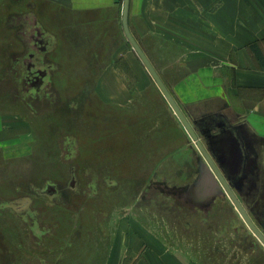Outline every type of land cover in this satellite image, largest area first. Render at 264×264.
Masks as SVG:
<instances>
[{
	"label": "rangeland",
	"instance_id": "obj_1",
	"mask_svg": "<svg viewBox=\"0 0 264 264\" xmlns=\"http://www.w3.org/2000/svg\"><path fill=\"white\" fill-rule=\"evenodd\" d=\"M56 6L0 0V264H264L141 58L81 74L55 46ZM204 133L264 233V138Z\"/></svg>",
	"mask_w": 264,
	"mask_h": 264
},
{
	"label": "crops",
	"instance_id": "obj_2",
	"mask_svg": "<svg viewBox=\"0 0 264 264\" xmlns=\"http://www.w3.org/2000/svg\"><path fill=\"white\" fill-rule=\"evenodd\" d=\"M52 2L50 31L65 61L87 63L81 74H137L123 0ZM128 20L198 134L241 123L264 138V0H130Z\"/></svg>",
	"mask_w": 264,
	"mask_h": 264
},
{
	"label": "water",
	"instance_id": "obj_3",
	"mask_svg": "<svg viewBox=\"0 0 264 264\" xmlns=\"http://www.w3.org/2000/svg\"><path fill=\"white\" fill-rule=\"evenodd\" d=\"M129 9H130V0H123V12H122V25L125 32L126 37L128 38L129 42L131 43L132 47L138 54V56L141 58L142 62L145 64L147 69L149 70L150 74L154 78L155 82L159 86L160 90L166 97L167 101L171 105L172 109L176 113L179 120L182 122V124L185 126L186 130L190 134L191 138L195 141L197 147L199 148L200 152L210 165L212 171L214 172L218 183L225 189V191L228 193L230 198L232 199L233 203L239 210L240 214L246 221L247 225L251 228V230L256 234V236L262 241L264 244V233L259 228V226L255 223L245 206L243 205L241 199L239 198L238 194L232 187L231 183L227 179V176L221 166L217 163V161L213 158L212 154L210 153L209 149L205 145V143L201 140L199 134L197 133L196 129L194 128L193 124L187 117V115L184 113L183 109L177 102L176 98L173 96L172 92L164 82L163 78L143 50V48L140 46V44L137 42L133 34L131 33V30L129 28Z\"/></svg>",
	"mask_w": 264,
	"mask_h": 264
},
{
	"label": "bare ground",
	"instance_id": "obj_4",
	"mask_svg": "<svg viewBox=\"0 0 264 264\" xmlns=\"http://www.w3.org/2000/svg\"><path fill=\"white\" fill-rule=\"evenodd\" d=\"M185 127V126H184ZM213 156V155H212ZM213 158L215 159V157L213 156ZM216 160V159H215ZM218 163V162H217ZM210 166V165H209ZM210 169H211V167H210ZM210 178H211V180L212 181H214V182H216L217 183V178H216V176H215V174H214V172L212 171V169H211V172H210V176H209ZM218 184V183H217Z\"/></svg>",
	"mask_w": 264,
	"mask_h": 264
},
{
	"label": "trees",
	"instance_id": "obj_5",
	"mask_svg": "<svg viewBox=\"0 0 264 264\" xmlns=\"http://www.w3.org/2000/svg\"><path fill=\"white\" fill-rule=\"evenodd\" d=\"M251 48L257 53V55L262 56V54H261V52H260V50L256 44H252Z\"/></svg>",
	"mask_w": 264,
	"mask_h": 264
}]
</instances>
